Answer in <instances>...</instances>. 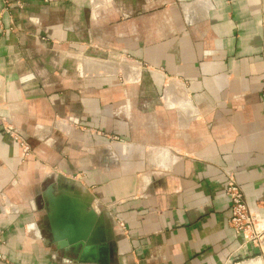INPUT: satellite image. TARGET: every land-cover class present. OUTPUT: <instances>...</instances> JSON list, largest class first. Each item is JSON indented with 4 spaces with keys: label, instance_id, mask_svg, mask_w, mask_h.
Masks as SVG:
<instances>
[{
    "label": "crops",
    "instance_id": "obj_1",
    "mask_svg": "<svg viewBox=\"0 0 264 264\" xmlns=\"http://www.w3.org/2000/svg\"><path fill=\"white\" fill-rule=\"evenodd\" d=\"M9 1L0 264H90L56 249L38 207L40 161L69 158L113 226L110 264H264L225 193L232 178L264 225V0ZM101 130L131 162L103 163Z\"/></svg>",
    "mask_w": 264,
    "mask_h": 264
},
{
    "label": "water",
    "instance_id": "obj_2",
    "mask_svg": "<svg viewBox=\"0 0 264 264\" xmlns=\"http://www.w3.org/2000/svg\"><path fill=\"white\" fill-rule=\"evenodd\" d=\"M48 184L42 192L45 227L57 250L75 263L110 264L113 226L104 212L92 207L81 190Z\"/></svg>",
    "mask_w": 264,
    "mask_h": 264
},
{
    "label": "rangeland",
    "instance_id": "obj_3",
    "mask_svg": "<svg viewBox=\"0 0 264 264\" xmlns=\"http://www.w3.org/2000/svg\"><path fill=\"white\" fill-rule=\"evenodd\" d=\"M10 3L7 2V5ZM10 15V20L9 23H11V25H14V20L12 18V14ZM125 65H119L118 68H125ZM117 68V67H116ZM138 76L135 77V79L137 80ZM142 84H146L150 85L149 81H143L141 80ZM166 83V82H165ZM171 82H167L166 84H169ZM162 84H164L162 82ZM138 134H136V136H141L142 131H141V126L139 125L138 127ZM102 133V135L108 140L110 143H108L104 148L106 149V157L102 158V161L104 164H108L109 163V159L117 165H124L126 164V162L129 160V162H131V158H125V152H122L123 155L120 154V152H117V150L115 149V147H113V143L114 142H118V143H124V137H121L119 134H114V133H105L104 130L100 131ZM108 134V135H107ZM23 143V147H28L27 148V152L25 154H23L24 157V161H27L28 158H33L35 157V152H34V146L36 145V142L34 139L33 140H26L25 138H23L22 136L19 135L18 137ZM108 151V152H107ZM138 158H135V160L139 159L141 160V150L138 151L137 153ZM68 162L70 160V170H65L62 166H61V161L55 160V162L50 165L49 163L45 162V161H40L41 166L47 171L46 174L44 175L43 181L41 183L42 189L43 187L47 186L50 183H55L57 188H69L70 190H74L76 189V184H79V189L78 190H82L84 188L87 189L88 193L92 196V207L97 210V212H104L102 211L97 205H96V199L94 194L87 188L84 187V185L82 184V180H83V173L80 172V174L78 173L77 169H76V165H73L71 160H75L73 158H69L67 159ZM88 195V194H87ZM38 207L40 209V213H44V208H43V200H42V193L39 194L38 196ZM43 229L44 231L47 232L46 227H45V221L43 223Z\"/></svg>",
    "mask_w": 264,
    "mask_h": 264
},
{
    "label": "built area",
    "instance_id": "obj_4",
    "mask_svg": "<svg viewBox=\"0 0 264 264\" xmlns=\"http://www.w3.org/2000/svg\"><path fill=\"white\" fill-rule=\"evenodd\" d=\"M4 1L6 3L9 2V0ZM3 10H5L4 7L0 9V30L2 33L6 34L14 30L15 26L11 25V23H8L9 25L7 26L2 24ZM27 148L28 147H23L24 154L27 152ZM225 193L230 202L229 222L234 227L235 231L240 233L245 241L261 240V232L264 234V225L262 222L259 223L261 217L256 215V213L248 207L244 199L243 191L232 178L227 180ZM261 202L264 204V199H262Z\"/></svg>",
    "mask_w": 264,
    "mask_h": 264
},
{
    "label": "bare ground",
    "instance_id": "obj_5",
    "mask_svg": "<svg viewBox=\"0 0 264 264\" xmlns=\"http://www.w3.org/2000/svg\"><path fill=\"white\" fill-rule=\"evenodd\" d=\"M81 194V193H80ZM83 194V197H88L89 195H87L85 192L84 193H82Z\"/></svg>",
    "mask_w": 264,
    "mask_h": 264
}]
</instances>
